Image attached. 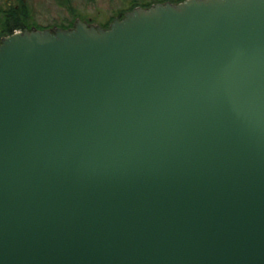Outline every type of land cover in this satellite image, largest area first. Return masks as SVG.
I'll return each instance as SVG.
<instances>
[{"label": "water", "instance_id": "95a60500", "mask_svg": "<svg viewBox=\"0 0 264 264\" xmlns=\"http://www.w3.org/2000/svg\"><path fill=\"white\" fill-rule=\"evenodd\" d=\"M0 264H264V0L2 39Z\"/></svg>", "mask_w": 264, "mask_h": 264}, {"label": "rangeland", "instance_id": "374dc122", "mask_svg": "<svg viewBox=\"0 0 264 264\" xmlns=\"http://www.w3.org/2000/svg\"><path fill=\"white\" fill-rule=\"evenodd\" d=\"M164 3H170V0H33L29 6L31 11L41 15L37 19L39 25L54 21L63 27H70L80 20L106 29L115 19L121 20L135 8L144 9Z\"/></svg>", "mask_w": 264, "mask_h": 264}, {"label": "flooded vegetation", "instance_id": "af4514ba", "mask_svg": "<svg viewBox=\"0 0 264 264\" xmlns=\"http://www.w3.org/2000/svg\"><path fill=\"white\" fill-rule=\"evenodd\" d=\"M31 2L33 0H0V44L2 39L16 33L44 31L54 33L56 30H70L77 22L83 23L86 27H96L80 20H76L70 27H63L54 21L50 23L46 21L47 24L39 25L37 19L41 15L31 11L32 7L29 6Z\"/></svg>", "mask_w": 264, "mask_h": 264}, {"label": "trees", "instance_id": "16d2710c", "mask_svg": "<svg viewBox=\"0 0 264 264\" xmlns=\"http://www.w3.org/2000/svg\"><path fill=\"white\" fill-rule=\"evenodd\" d=\"M182 1H184V0H178V1H176V2L170 0V3H172V4H177V3H180V2H182ZM143 8H144V9H147V8H149V6H148V7H143Z\"/></svg>", "mask_w": 264, "mask_h": 264}]
</instances>
